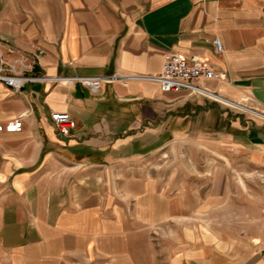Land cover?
Listing matches in <instances>:
<instances>
[{
    "label": "crops",
    "instance_id": "1",
    "mask_svg": "<svg viewBox=\"0 0 264 264\" xmlns=\"http://www.w3.org/2000/svg\"><path fill=\"white\" fill-rule=\"evenodd\" d=\"M0 43L41 49L48 75L197 55L221 74L198 84L223 98L0 81V122L24 123L0 131V264H264V118H228L264 111V0H0Z\"/></svg>",
    "mask_w": 264,
    "mask_h": 264
},
{
    "label": "built area",
    "instance_id": "2",
    "mask_svg": "<svg viewBox=\"0 0 264 264\" xmlns=\"http://www.w3.org/2000/svg\"><path fill=\"white\" fill-rule=\"evenodd\" d=\"M213 44L218 51H222L223 47L219 38H214ZM42 52L39 49L38 54L30 53L9 43H0V81L16 91L21 90L30 82L45 83L50 81L66 85L81 84L88 87L94 93H99L106 84L120 83L126 86L132 81H151L158 83L165 92L186 89L191 93L209 95L219 101H223L222 97L198 84V80L200 79L219 78L221 74L203 63L197 55L185 58L178 53H168L165 55L162 70L158 74L120 73L117 71L99 75L35 74L37 57ZM51 119L58 131L63 135L70 134L76 127V121L68 112L52 111ZM23 127L24 123L21 117L9 120L6 123L0 122V131L20 132L23 130ZM262 251L264 254V246Z\"/></svg>",
    "mask_w": 264,
    "mask_h": 264
},
{
    "label": "rangeland",
    "instance_id": "3",
    "mask_svg": "<svg viewBox=\"0 0 264 264\" xmlns=\"http://www.w3.org/2000/svg\"><path fill=\"white\" fill-rule=\"evenodd\" d=\"M231 109L232 110H230V113L228 115L229 119L233 118L235 114L242 115V117L244 116L245 117L244 120H249V118H257V117L264 118V111L257 110L254 108L251 109L250 107L244 106L242 104L241 105L237 104L236 108H231ZM261 184H264V181L261 182Z\"/></svg>",
    "mask_w": 264,
    "mask_h": 264
}]
</instances>
